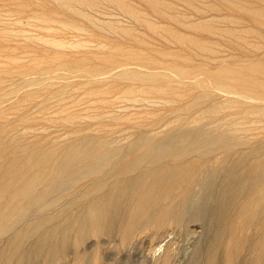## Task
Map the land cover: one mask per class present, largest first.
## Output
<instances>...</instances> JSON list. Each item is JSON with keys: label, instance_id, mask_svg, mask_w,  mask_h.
<instances>
[{"label": "bare ground", "instance_id": "obj_1", "mask_svg": "<svg viewBox=\"0 0 264 264\" xmlns=\"http://www.w3.org/2000/svg\"><path fill=\"white\" fill-rule=\"evenodd\" d=\"M190 225L185 264H264V0H0V264Z\"/></svg>", "mask_w": 264, "mask_h": 264}, {"label": "rangeland", "instance_id": "obj_2", "mask_svg": "<svg viewBox=\"0 0 264 264\" xmlns=\"http://www.w3.org/2000/svg\"><path fill=\"white\" fill-rule=\"evenodd\" d=\"M118 16L122 22L129 23V20L127 18L122 17L121 15H117V17ZM9 26H11V24H9ZM85 34H86L85 35L86 38H90V39L96 38V37L92 36L93 34H91V33H85ZM71 35H73V34H71ZM69 36H70V33L67 34V37H69ZM83 36H84V34H83ZM83 36L81 37V35H80L77 38L76 35H75V37L73 35V37L75 39L71 38L72 36L69 38H67V37L66 38L68 40L70 39L69 42L72 41V39H74L75 41L77 39L83 41V39H80V38L85 39V37H83ZM96 39L94 41H91V42L98 41ZM92 46H94V45H92ZM68 49L73 50V51L74 50L78 51V49L80 50L81 48L80 47H76V48L75 47H67V50ZM82 68L84 69L85 66ZM211 90L214 91V89H209V91H211ZM14 101H15V99L13 100V102ZM211 104H213V102L207 103V105H211ZM2 105L6 106L7 102H4ZM167 116L169 117V115H167ZM49 125H52V126L49 127ZM52 127H53V129H52ZM44 128H45V129H43L45 132L44 134L59 135L60 133L63 132V129L55 123L49 122L48 124H46L44 126ZM45 130H47V133ZM17 131H18V133L21 132V131H19V129ZM42 132L43 131L41 130L39 133H42ZM115 136H116V139H118V138H121L122 135L117 133V134H115ZM129 141H131V140H128V141L126 140L125 142L123 141V143H121L119 141L118 144H120L119 146H125L126 144H128ZM261 145H263V144H261ZM55 206L58 209L60 207L62 208V201H59L58 203H56ZM51 213H52L51 209H44L40 212L37 211L35 213H31V215L28 214L24 218L23 223L26 224L28 222H32L35 220L36 215H40L41 218L46 217V220H45L46 222H45V224H43L42 227H46V226L48 227L49 225H50V227H54L57 224V222H60V216L59 217L58 216H56V217L48 216ZM49 217H51V218L48 219ZM39 219H37V220H39ZM199 226L198 225L197 226L190 225L186 232H180L179 230L171 227V229H169V230H167V232L163 233L158 239H156V240L153 239L151 241H149V237H148L150 230L143 229V231L141 232V235L136 237L129 245H126V246L121 245L117 238L102 239L100 241V243L98 244V252L100 255L99 264H161V259L163 258V256L168 251L172 252V254H173L172 259L173 260L171 259L166 264H185V262L189 256L192 244L196 240H198L199 238L200 239L203 238L206 234L205 227H202L201 225H199ZM64 264H71V262L68 259V261L65 262Z\"/></svg>", "mask_w": 264, "mask_h": 264}]
</instances>
